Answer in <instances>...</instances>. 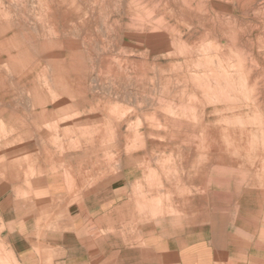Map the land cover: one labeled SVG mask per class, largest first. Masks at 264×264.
I'll use <instances>...</instances> for the list:
<instances>
[{"label":"rangeland","instance_id":"1","mask_svg":"<svg viewBox=\"0 0 264 264\" xmlns=\"http://www.w3.org/2000/svg\"><path fill=\"white\" fill-rule=\"evenodd\" d=\"M48 151L64 191L96 167L118 173L99 189L146 181L193 201L211 179L177 229H205L226 264H264V0H0V161L29 173ZM35 203L43 229L62 216ZM0 258L15 264L2 242Z\"/></svg>","mask_w":264,"mask_h":264},{"label":"crops","instance_id":"2","mask_svg":"<svg viewBox=\"0 0 264 264\" xmlns=\"http://www.w3.org/2000/svg\"><path fill=\"white\" fill-rule=\"evenodd\" d=\"M51 161L52 154L48 151L44 157L38 158V163L30 166L32 169L29 173L19 165L17 159L0 161V225L4 226L0 229V242L6 251L12 254L15 264L228 262L227 249L222 253H216L217 250L223 249L213 247L209 249L212 245L199 243L203 238L196 239V236L203 237L205 229H196L195 233L177 229L184 226L181 223L183 218L177 216L180 212L189 213L192 210V202L200 205V202L210 200L211 179L205 181L206 177H203L202 180L205 182L200 187L204 188V191L199 196L202 198L193 201L186 193L182 194L180 191L174 193L170 186L165 188L159 183L146 181L140 183L136 189H132L131 185L127 190L125 184H114L106 189H99L95 185L107 180L102 178L107 170L113 175L118 173L110 168L99 170V167H96L92 172V182L86 183L84 177H80V188L70 192V189L65 191L63 189V175L54 174L48 167ZM95 164L98 166V162ZM127 166L124 165L122 173L126 174ZM120 173L118 177L122 178L123 174ZM190 174L189 170L188 178ZM195 176H199V173ZM214 180L216 182L220 180V187H224L229 184L226 182L232 181L233 178L224 175L215 176ZM22 184L30 188L26 194L29 195L28 200L24 203L5 194L9 187L17 191ZM38 191L39 195L34 196ZM23 192L26 193V189ZM248 192L254 194L253 191ZM257 195L258 198L252 196V201H257L258 212L261 208V197ZM118 197L120 199L117 200ZM35 199L44 202L50 200L52 205L47 204L48 206L57 205L60 208L57 207L56 212L62 213V216L60 215L54 222L51 221L50 228L41 227V217H38V213L32 208L37 206ZM150 200H156L153 209L147 206ZM56 212L52 216H55ZM126 215L132 220L125 217ZM156 215L160 218L155 222L151 221L158 218ZM259 216L260 214L256 215L258 223ZM47 220L45 222L49 224ZM149 220L153 224V229L148 228ZM165 228L169 230L166 231ZM191 236L195 237L194 242L189 239ZM37 249L44 250L47 255L41 258L37 255ZM44 258L45 262H42L40 259ZM2 261L0 258V264ZM235 263L240 264L237 260Z\"/></svg>","mask_w":264,"mask_h":264}]
</instances>
